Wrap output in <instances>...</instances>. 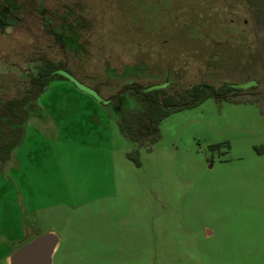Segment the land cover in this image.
I'll use <instances>...</instances> for the list:
<instances>
[{
	"label": "rangeland",
	"instance_id": "374dc122",
	"mask_svg": "<svg viewBox=\"0 0 264 264\" xmlns=\"http://www.w3.org/2000/svg\"><path fill=\"white\" fill-rule=\"evenodd\" d=\"M48 61L116 115L67 77L39 93L0 164V264L49 230L51 264H264V0H0V104ZM131 81L241 90L163 116L134 165Z\"/></svg>",
	"mask_w": 264,
	"mask_h": 264
},
{
	"label": "trees",
	"instance_id": "16d2710c",
	"mask_svg": "<svg viewBox=\"0 0 264 264\" xmlns=\"http://www.w3.org/2000/svg\"><path fill=\"white\" fill-rule=\"evenodd\" d=\"M70 10H67V12ZM83 52L85 53L87 50ZM59 71L68 73V70L60 61H48L28 76V87L25 92L19 96L6 98L0 104V164L11 160L13 149L21 141L25 121L37 110L36 97L49 81L54 78H64ZM164 86L165 83L148 82L140 84L135 81L124 85L125 88H130L137 94L144 104L143 112L139 116L147 128V134L143 140L138 137L135 126L131 121L128 119L115 121L119 134L131 143V148L124 155L134 165H138L136 146L140 145L149 149L150 144L157 138V124L163 116L175 110L192 107L206 97L237 100L240 97L235 96L241 90L238 84L234 82H222L218 86H213L199 81L175 91H167Z\"/></svg>",
	"mask_w": 264,
	"mask_h": 264
},
{
	"label": "water",
	"instance_id": "95a60500",
	"mask_svg": "<svg viewBox=\"0 0 264 264\" xmlns=\"http://www.w3.org/2000/svg\"><path fill=\"white\" fill-rule=\"evenodd\" d=\"M61 75L72 80L73 84L101 100L92 90L75 82L68 74ZM56 243L53 232H43L13 249L6 257V264H51V253Z\"/></svg>",
	"mask_w": 264,
	"mask_h": 264
},
{
	"label": "crops",
	"instance_id": "0c3cea01",
	"mask_svg": "<svg viewBox=\"0 0 264 264\" xmlns=\"http://www.w3.org/2000/svg\"><path fill=\"white\" fill-rule=\"evenodd\" d=\"M46 88V87H45ZM37 107V106H36ZM30 116H33L35 119L36 118H44L43 120H46V117L44 116V111L41 109V108H39V107H37V110L32 114V115H30ZM29 116V117H30ZM28 117V118H29ZM27 118V119H28ZM27 121V120H26ZM25 121V122H26ZM27 182L29 183L30 181L29 180H22V187L24 188V189H22L23 191H24V193L26 194V196H27V198H28V201H29V199H30V190H29V186H27L26 187V185H27ZM24 197V196H23ZM31 208L30 209H34V205L32 206H30ZM51 230H49V231H47V232H50ZM56 235V234H55ZM57 243H58V238H57V236H56V243H55V245H54V248H53V251L55 250V248L57 247ZM52 251V252H53ZM52 254V253H51ZM6 257H7V255L5 256V261H6Z\"/></svg>",
	"mask_w": 264,
	"mask_h": 264
},
{
	"label": "flooded vegetation",
	"instance_id": "af4514ba",
	"mask_svg": "<svg viewBox=\"0 0 264 264\" xmlns=\"http://www.w3.org/2000/svg\"><path fill=\"white\" fill-rule=\"evenodd\" d=\"M66 74H68L69 76L71 75V74H69L67 72H66ZM115 95H116V93L113 94V95H110L109 97H102V100H103L104 104H109L111 106V108L114 109L115 115H116V109H115V106H114V98L116 97ZM111 98H112V100H110Z\"/></svg>",
	"mask_w": 264,
	"mask_h": 264
}]
</instances>
